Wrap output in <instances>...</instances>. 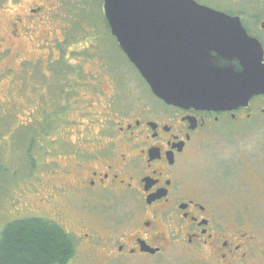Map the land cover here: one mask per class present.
I'll list each match as a JSON object with an SVG mask.
<instances>
[{
	"label": "flooded vegetation",
	"instance_id": "1",
	"mask_svg": "<svg viewBox=\"0 0 264 264\" xmlns=\"http://www.w3.org/2000/svg\"><path fill=\"white\" fill-rule=\"evenodd\" d=\"M194 1L238 19L248 37L245 46L251 48L253 81H264V0ZM45 9L46 3H35L31 15L45 14ZM44 63L52 72V62ZM76 65L73 73L66 72L70 81L60 79L59 95L69 98L73 113L79 100L86 101L87 111L75 125L43 127L44 156L36 163L42 174H34L32 185L41 183L46 207L32 212L69 232L68 207L101 216L112 225H131L119 238L111 234L105 239L113 257L155 256L168 240L204 255L210 264H264V92L233 110L171 105L153 94L135 68L150 95L143 100L135 94L138 100L131 103L120 93V77L115 80L102 64L87 66L83 87L76 80ZM102 99L107 101L105 110L93 112V102ZM249 120L253 146L223 142V151L205 152L207 136H228L219 126L245 132L241 127ZM246 211H253V218L241 215ZM84 223L79 234L85 231ZM164 223L168 237L160 232ZM82 238L87 243L101 240L97 230ZM142 243L156 251H143Z\"/></svg>",
	"mask_w": 264,
	"mask_h": 264
},
{
	"label": "rangeland",
	"instance_id": "2",
	"mask_svg": "<svg viewBox=\"0 0 264 264\" xmlns=\"http://www.w3.org/2000/svg\"><path fill=\"white\" fill-rule=\"evenodd\" d=\"M79 1L68 3L66 0H57L55 3L54 0H0V230L15 219L42 217L32 211L39 212L46 207L41 201L44 194L40 189L41 183L36 182L32 185L35 181L31 176L35 174L37 176L35 178H38L42 174L41 165L38 164H41L44 156L40 133L43 128L37 123L31 127L29 121L35 110L40 111L35 115L36 118L42 119L48 115L46 113L58 109V104L64 100L60 101L54 97L60 87L58 80L61 77L48 72L49 68L44 62L49 60L57 68L66 69L80 60L74 59L72 53L82 60L91 61L90 59L96 58V55L90 48L91 45L86 46L88 38L94 33L102 32V37L107 34L101 0H82L80 3ZM35 3L43 7L46 3V13L32 16L30 10L35 7ZM17 18L22 22L18 24ZM14 22L18 25H14ZM23 24L26 26L21 29ZM70 31L72 36L69 35ZM66 35L68 43L64 42ZM109 45L113 46L112 54L121 60L123 68L128 71L120 80L119 76L111 74L115 80H119L117 83L121 87L120 93H123V97H128L132 103L138 100L135 94L143 98L149 96L148 89L144 83L141 84L140 76L134 67L121 56L112 40L109 41ZM105 47L102 44L95 48L101 57H105L101 51ZM81 63L88 67L99 66V63L94 65L84 61ZM93 103L92 111L99 113L105 110L107 101L102 99ZM85 104L84 100L76 101V113L70 108L55 124L75 125L76 120H84L81 113L87 111ZM156 105L159 106V103ZM93 126L95 129L99 127L97 124ZM218 129L222 135L228 136H222L223 138L217 134L207 136L205 143L208 148L205 152L208 153L210 149L215 152L223 151L221 149L223 142L242 147L253 146V120L242 125L241 129L245 132H238L239 130L235 128L225 126H219ZM233 132L234 134L230 136ZM36 163L38 164L34 167ZM66 209L71 226L70 232L73 233L76 242V256L70 264H210L204 255L188 251L178 244H170L168 240L165 241L162 252L155 256L113 257V253L109 252L104 243L105 239L111 234L119 238L123 231L129 230L132 226L112 225L91 212L70 207ZM241 215L253 218V211H246ZM83 220L86 228L79 234V230L83 229ZM159 228L162 230L160 232L168 237V225L164 223ZM91 230L98 231L100 241L96 239L87 243L82 238Z\"/></svg>",
	"mask_w": 264,
	"mask_h": 264
},
{
	"label": "water",
	"instance_id": "3",
	"mask_svg": "<svg viewBox=\"0 0 264 264\" xmlns=\"http://www.w3.org/2000/svg\"><path fill=\"white\" fill-rule=\"evenodd\" d=\"M103 7L122 51L167 104L233 110L264 92L238 19L194 0H105ZM142 250L156 251L145 243Z\"/></svg>",
	"mask_w": 264,
	"mask_h": 264
},
{
	"label": "trees",
	"instance_id": "4",
	"mask_svg": "<svg viewBox=\"0 0 264 264\" xmlns=\"http://www.w3.org/2000/svg\"><path fill=\"white\" fill-rule=\"evenodd\" d=\"M104 20H106V24H107L106 25L107 34L104 35V37H102L103 36L102 32L100 34L94 33L90 38L86 37L89 39L87 40L88 42L84 41V43L85 42L88 43V45H86L87 47L91 45L90 48L92 49V51L95 52L96 58L90 59L91 61H89L88 59L82 60V58L76 57V55L72 53L74 59L75 58L80 59L77 60L78 65H76L80 71V75L78 74L76 80L81 81V86L84 85V82L87 81L86 79L87 75L84 72V70L87 69V66L82 64L81 61L87 63L89 62L92 63L93 65L96 63H99V65L102 64L103 68L108 69V71L114 76L125 77V74H128L127 69L123 68V64L121 63V60L118 57H116L114 54H112V50H111L112 45H109V41L111 40L116 45L117 50L120 52L121 56L124 59L126 58L128 60L127 56L125 55L120 45L118 44L116 37L111 34V28L105 16H104ZM81 26L83 27V22H81ZM69 35L72 36L71 31L69 32ZM109 37L111 40H109ZM67 38L68 36L64 41L66 43L69 42ZM102 44L106 46L104 50H101L105 57H101V54L98 55L97 50H95L96 46L99 48V46ZM81 48L85 49V47H81ZM128 62L130 63L129 60ZM50 65H51L52 74H54V76L56 77L67 78L68 74L66 72H70L71 70L74 71L73 65L66 67V69L61 67L57 68V66H54V64H50ZM67 79H68L67 81H70L69 78ZM59 80L58 82H60ZM140 80L142 82L141 84L143 85L144 82L142 81L141 77ZM59 92L60 90L58 88L57 93L54 97H56L60 101L62 99L64 101L58 104V109L46 113L48 115H45L42 119L36 118L35 115L40 113V111L35 110L31 117V120L29 121L31 123V127L33 126V124L35 126L36 123L42 125V128L47 125L51 126L55 124V122H57V119L61 118L62 115H65L67 110L70 109L71 101L67 97L61 98ZM42 110L47 111L44 109ZM40 133L43 139V132L41 131ZM35 166L36 164L34 165V167ZM31 176H34V174H32ZM75 256H76V242L73 234L68 230H66L63 226L48 219L42 217H25V218L15 219L13 221L8 222L0 230V264H70L72 260L75 258Z\"/></svg>",
	"mask_w": 264,
	"mask_h": 264
}]
</instances>
